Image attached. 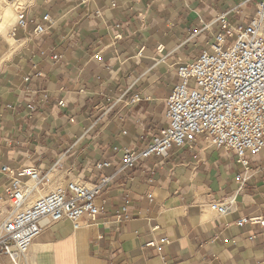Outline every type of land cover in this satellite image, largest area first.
<instances>
[{
  "label": "crops",
  "instance_id": "0c3cea01",
  "mask_svg": "<svg viewBox=\"0 0 264 264\" xmlns=\"http://www.w3.org/2000/svg\"><path fill=\"white\" fill-rule=\"evenodd\" d=\"M245 1L29 2L28 26L14 31L15 22L0 39V168L34 165L49 173L29 204L68 180L109 181L95 218H83L78 228L59 221L34 240L26 260L1 256L0 264H264V227L236 223L264 215V149L248 168L203 138L134 168L114 150L147 147L165 126L179 64L211 39L194 30L218 12H229L232 22L239 7L251 16L258 0ZM45 14L49 29L36 35ZM105 160L112 164L95 167ZM10 179L0 172V222L11 211ZM212 202H227L230 212H211ZM124 206L130 218L119 222Z\"/></svg>",
  "mask_w": 264,
  "mask_h": 264
},
{
  "label": "built area",
  "instance_id": "2783aa9c",
  "mask_svg": "<svg viewBox=\"0 0 264 264\" xmlns=\"http://www.w3.org/2000/svg\"><path fill=\"white\" fill-rule=\"evenodd\" d=\"M234 13L239 16L234 22L229 20V12H218L194 30V35L206 32L211 36L207 47L195 58L179 64L176 72L180 81L165 99V126L147 147L141 152L131 147H114L116 153H122L125 167L134 168L151 156L166 157L174 147L192 146L199 138L233 152L246 168L251 158L264 149V0L256 2L251 16L240 7ZM51 21L49 14L43 15L36 21L34 33H46ZM29 22L27 7L20 9L14 31L26 28ZM60 57L53 55L54 59ZM25 79L28 81L30 76ZM135 100L140 97L136 95ZM59 104L64 105L62 100ZM28 108L34 105L28 104ZM59 164L55 162L51 170ZM111 164V160L99 161L95 167L101 170ZM0 172L11 177L5 186L11 211L0 222V257L8 256L14 263L26 260L34 240L47 227L69 220L78 228L83 218H95L104 209L108 176H102L95 184L69 180L29 204L30 196L42 191L50 181L49 173L34 165L17 169L3 165ZM148 196L151 198L152 194ZM230 209L227 202L209 205V210L217 215L227 214ZM129 218L127 206L116 214L119 222ZM247 222L264 227V215L243 217L236 223Z\"/></svg>",
  "mask_w": 264,
  "mask_h": 264
},
{
  "label": "bare ground",
  "instance_id": "6f19581e",
  "mask_svg": "<svg viewBox=\"0 0 264 264\" xmlns=\"http://www.w3.org/2000/svg\"><path fill=\"white\" fill-rule=\"evenodd\" d=\"M30 0H0V32H6L15 23L20 2Z\"/></svg>",
  "mask_w": 264,
  "mask_h": 264
},
{
  "label": "rangeland",
  "instance_id": "374dc122",
  "mask_svg": "<svg viewBox=\"0 0 264 264\" xmlns=\"http://www.w3.org/2000/svg\"><path fill=\"white\" fill-rule=\"evenodd\" d=\"M31 1V0H30ZM30 1H25L24 3L23 2H20L21 3V5L19 4V8H18V11L20 10V9H22V8H25V7H29V6H32L33 4H34V2H35V0H34V2L33 3H29ZM253 15V14H252ZM16 21H17V19H16ZM15 21V22H16ZM16 24V23H15ZM15 26V25H14ZM12 28V27H11ZM10 28V29H11ZM10 29H8L5 33L3 32V33H0V39L3 37V36H7V34H8V32L10 31ZM69 181V180H68Z\"/></svg>",
  "mask_w": 264,
  "mask_h": 264
}]
</instances>
